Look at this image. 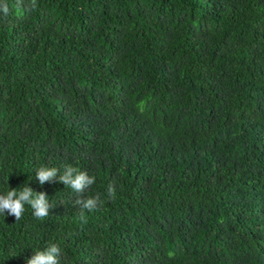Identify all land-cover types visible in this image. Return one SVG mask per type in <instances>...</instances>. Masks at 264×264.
<instances>
[{"label": "trees", "instance_id": "trees-1", "mask_svg": "<svg viewBox=\"0 0 264 264\" xmlns=\"http://www.w3.org/2000/svg\"><path fill=\"white\" fill-rule=\"evenodd\" d=\"M0 13V264H264V0H8ZM96 177L105 201L42 166ZM117 186L109 197V184Z\"/></svg>", "mask_w": 264, "mask_h": 264}, {"label": "clouds", "instance_id": "clouds-1", "mask_svg": "<svg viewBox=\"0 0 264 264\" xmlns=\"http://www.w3.org/2000/svg\"><path fill=\"white\" fill-rule=\"evenodd\" d=\"M17 5L26 8L28 11L35 10L37 0H17ZM8 0H0V13L4 18L10 14ZM36 179L41 185L45 182L55 181L63 183L66 188H71L76 194L73 203L77 206L80 219L87 223L86 212L97 210L102 207L104 200L97 193L94 196H85L95 183L96 177L90 175L87 171H82L78 167L66 164L62 168L42 166L35 170ZM117 190L116 183L109 184L107 194L109 197H115ZM25 205L32 209L34 218L43 220L49 216L50 209L55 205L51 203L45 192H36L32 187L25 185L20 191L16 188L0 193V213L13 216L15 221H19L25 212ZM62 250L58 243L50 242L43 249L34 251V254L27 259V264H61Z\"/></svg>", "mask_w": 264, "mask_h": 264}]
</instances>
